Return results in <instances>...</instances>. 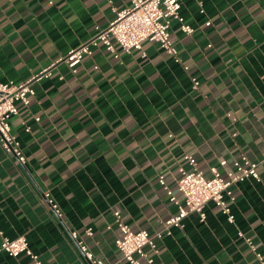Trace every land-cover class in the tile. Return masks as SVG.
<instances>
[{"label": "crops", "instance_id": "0c3cea01", "mask_svg": "<svg viewBox=\"0 0 264 264\" xmlns=\"http://www.w3.org/2000/svg\"><path fill=\"white\" fill-rule=\"evenodd\" d=\"M128 5L0 0V81L51 69L10 119L25 162L0 143V239L25 235L43 264H86L78 240L105 264H129L114 211L134 230L164 229L177 206L160 175L175 191L184 154L206 175L212 166L225 174L244 154L260 178L231 185L233 221L209 202L204 219L188 214L157 254L147 251L153 264H260L244 237L264 256V0H182L193 32L170 25L181 63L152 41L142 51L92 47L75 73L59 61L108 24L111 7ZM0 264L34 263L1 252Z\"/></svg>", "mask_w": 264, "mask_h": 264}, {"label": "built area", "instance_id": "2783aa9c", "mask_svg": "<svg viewBox=\"0 0 264 264\" xmlns=\"http://www.w3.org/2000/svg\"><path fill=\"white\" fill-rule=\"evenodd\" d=\"M129 5L117 9L111 7L113 17L104 27L94 26L93 33L84 42L71 49L64 56L59 58L66 64L68 69L75 73L78 64L85 55L91 54L92 47L103 46L106 50H114L115 45L121 47L124 51L141 50L144 41L158 43L162 49L173 56L174 60L181 63L177 48L170 39V25L173 20L179 22L180 29L190 34L193 28L184 22L180 14L182 0H128ZM188 67L184 65V69ZM51 69H43L33 77L20 83L12 81H0V143L6 152L15 155L20 163H24L26 157L19 141L11 132L10 119L19 113L21 106H28L35 94L33 82L51 75ZM193 87H197L198 81L192 77ZM183 158L189 165L188 168L180 166L179 176L176 181V190L166 186L163 175L159 176V183L162 185L168 198L177 206V211L169 217V225L164 229L149 233L144 229H132L124 222L119 211H114V219L120 231L119 237L115 241L117 249L120 251L123 259L129 264H153L152 254L158 253L157 242L165 235H170V227H180L183 219L190 213H197L200 219L205 218L204 208L207 203H213L222 213H224L229 222H232L234 215L229 206V201L233 199L231 185L246 179L259 180L258 161H252L244 154L233 162V165L225 174H222L217 167H210V175L198 167L197 161L193 155L184 154ZM264 160V157H263ZM221 164H225L222 160ZM181 195V200L177 197ZM48 201L57 213L59 207L57 203L49 198ZM91 233V228L86 229ZM76 238V232L72 233ZM239 236L243 237L240 232ZM246 244L250 247L260 264H264V256L257 250L253 240L244 237ZM78 246L85 256L86 264H105L98 259L82 240H78ZM4 252L12 257L25 255L30 258L34 264H43L39 255L32 251L28 239L25 235L8 237L1 235L0 253Z\"/></svg>", "mask_w": 264, "mask_h": 264}]
</instances>
